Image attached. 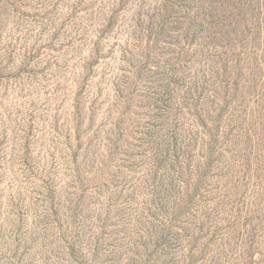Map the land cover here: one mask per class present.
Listing matches in <instances>:
<instances>
[{
  "label": "rangeland",
  "instance_id": "obj_1",
  "mask_svg": "<svg viewBox=\"0 0 264 264\" xmlns=\"http://www.w3.org/2000/svg\"><path fill=\"white\" fill-rule=\"evenodd\" d=\"M0 264H264V0H0Z\"/></svg>",
  "mask_w": 264,
  "mask_h": 264
}]
</instances>
